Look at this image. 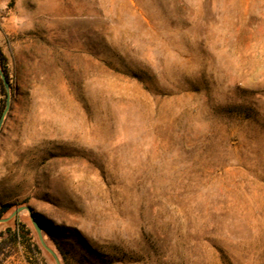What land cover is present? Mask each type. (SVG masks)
Listing matches in <instances>:
<instances>
[{
  "label": "rangeland",
  "instance_id": "374dc122",
  "mask_svg": "<svg viewBox=\"0 0 264 264\" xmlns=\"http://www.w3.org/2000/svg\"><path fill=\"white\" fill-rule=\"evenodd\" d=\"M0 48V205L70 264H264V0H0Z\"/></svg>",
  "mask_w": 264,
  "mask_h": 264
},
{
  "label": "trees",
  "instance_id": "16d2710c",
  "mask_svg": "<svg viewBox=\"0 0 264 264\" xmlns=\"http://www.w3.org/2000/svg\"><path fill=\"white\" fill-rule=\"evenodd\" d=\"M0 72L5 76L9 84V89L6 90L0 78V94L2 96L0 107L1 116L6 107V100L7 97H9L11 88L8 60L1 48ZM25 203L26 201L22 202L20 206H24L23 204ZM12 207L13 205L11 204L0 205V219L7 218L17 208L16 207L13 209ZM42 235L46 244L57 254L60 263L70 264L63 246H61L60 242L44 227H42ZM36 237L32 233L31 229L23 222H16L13 226L8 225L4 229H2L0 231V264H2L3 261L11 255L10 249L18 245H21L25 249L30 263L45 264L44 252L46 251L41 247ZM31 256L35 259L34 262L31 260ZM51 259L53 260L52 257Z\"/></svg>",
  "mask_w": 264,
  "mask_h": 264
},
{
  "label": "water",
  "instance_id": "95a60500",
  "mask_svg": "<svg viewBox=\"0 0 264 264\" xmlns=\"http://www.w3.org/2000/svg\"><path fill=\"white\" fill-rule=\"evenodd\" d=\"M0 78H1V81L5 87L6 90L9 89V84L5 78V76L0 72ZM8 107V97H7V100H6V107H5V110L3 112V114L0 116V126L2 124V121H3V117H4V113L6 111ZM22 210H26L28 212V215H29V218H30V221L32 223V226L35 230V233H36V236H37V239L41 245V247L53 258L55 264H61L60 261H59V258L57 256V254L46 244V242L44 241V238H43V235H42V225L41 223L38 221V219L36 218V216L34 215V213L30 210V208L28 206H20V207H17L12 213L10 216H8L7 218H2L0 219V222H6L8 221L9 219L13 218L14 216H16L20 211Z\"/></svg>",
  "mask_w": 264,
  "mask_h": 264
}]
</instances>
